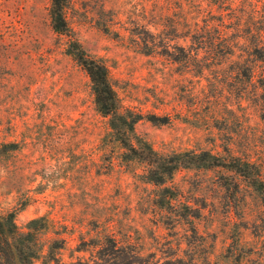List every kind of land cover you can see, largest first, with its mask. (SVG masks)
I'll return each instance as SVG.
<instances>
[{
  "label": "rangeland",
  "instance_id": "374dc122",
  "mask_svg": "<svg viewBox=\"0 0 264 264\" xmlns=\"http://www.w3.org/2000/svg\"><path fill=\"white\" fill-rule=\"evenodd\" d=\"M156 6L179 20V33L180 8L194 11L199 26L210 19L235 43L233 55L217 65L199 49L198 64L186 65L142 53L129 30ZM49 8L50 0H0V213L15 211L22 230L45 217L43 253L61 245L49 264H264V206L245 182L226 189L223 168L180 169L167 183L179 200L162 210L141 165L101 145L106 119ZM114 12L118 36L98 26ZM66 18L72 37L108 66L124 106L169 117L135 124L155 150L222 154L230 137L233 153L245 151L264 169V62L248 55L264 40V0H70ZM235 60L252 67V79L234 76ZM184 203L199 209L192 222L175 215L186 214ZM107 239L125 247L115 261L99 250Z\"/></svg>",
  "mask_w": 264,
  "mask_h": 264
},
{
  "label": "trees",
  "instance_id": "16d2710c",
  "mask_svg": "<svg viewBox=\"0 0 264 264\" xmlns=\"http://www.w3.org/2000/svg\"><path fill=\"white\" fill-rule=\"evenodd\" d=\"M70 0H50L49 17L53 31L67 37L65 53L69 55L86 73L89 82L93 101L98 113L106 119L108 131L102 137L103 147L111 146L118 148V156L121 162L126 165L136 163L141 165V180L157 187L155 203L162 210L172 212L178 195L167 183L173 174L180 169H212L223 168L229 172L222 177V185L229 189H237L239 181H243L251 187L260 197L264 206V169L261 164L252 160L245 151L239 154L233 153L230 147V137L224 139L222 154L213 153L210 150H182L160 153L153 148L148 140L139 136L135 131V124L145 118L153 124H166L168 116H158L153 113H143L134 108L124 106L118 96L115 85L112 81L109 68L103 60L89 54L82 44L71 35V28L67 21V9ZM166 7H157L150 13L144 15L143 19H137L129 35L133 38L135 47L144 54L160 53L174 62L198 64L197 56L199 49L207 52V60L214 64H220L223 59L233 55L235 43L225 36L223 29L210 25V19H203V25L199 26L194 11L180 8L181 25L183 31L179 33L177 28L179 20L172 19L166 14ZM110 11V10H109ZM111 15L107 23L98 25L104 32L119 35L118 30H113V18ZM145 17V18H144ZM140 20V21H139ZM128 30V28H126ZM188 38L189 46L172 44L174 38ZM248 55L264 62V40H258L248 49ZM232 71L235 77L241 76V82L252 79L255 75L252 67L244 62L235 60ZM221 129V128H219ZM12 146V145H9ZM7 148V147H5ZM11 148V147H10ZM6 150V149H5ZM10 150V149H7ZM233 190V191H235ZM184 212L175 214L179 217L193 218L199 216V209L184 203ZM15 211L4 214L0 213V264H49L53 257L48 254H55V250L61 245L50 244L48 254L43 253V244L40 239V232L46 230L48 223L45 217L40 216L30 219L25 229H20L14 220ZM191 229H195L192 223ZM106 245H101L102 257L114 260L121 256L125 250L124 246H117L115 240L107 239ZM135 257L141 258L138 252H132ZM175 261H183L176 257Z\"/></svg>",
  "mask_w": 264,
  "mask_h": 264
}]
</instances>
